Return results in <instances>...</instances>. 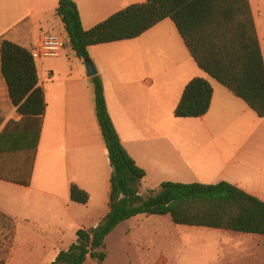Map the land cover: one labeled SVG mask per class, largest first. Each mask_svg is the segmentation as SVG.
<instances>
[{
    "label": "trees",
    "instance_id": "obj_1",
    "mask_svg": "<svg viewBox=\"0 0 264 264\" xmlns=\"http://www.w3.org/2000/svg\"><path fill=\"white\" fill-rule=\"evenodd\" d=\"M56 16L67 33L65 49L71 48L82 60L89 58L90 47L137 39L170 19L198 67L264 118V52L250 0H146L88 31L83 28L78 7L72 0H60ZM0 45L2 76L12 104L23 117L42 119L47 102L33 51L7 38ZM92 81L96 116L113 168L110 211L96 228L79 230L76 242L61 251L52 264H86L89 258L105 262L107 237L121 223L139 215L169 216L175 225L264 236V201L225 181L164 182L159 191L142 196L139 187L146 171L136 164L121 142L108 110L101 77L97 75ZM213 96L214 89L208 80L200 77L191 80L175 109V117L197 119L207 115ZM23 122H10L0 134V159L6 153L26 150L27 170L5 171L0 179L29 186L40 130L34 145L31 140L18 141L13 133ZM70 197L82 205L90 201L89 194L77 185H72Z\"/></svg>",
    "mask_w": 264,
    "mask_h": 264
},
{
    "label": "crops",
    "instance_id": "obj_2",
    "mask_svg": "<svg viewBox=\"0 0 264 264\" xmlns=\"http://www.w3.org/2000/svg\"><path fill=\"white\" fill-rule=\"evenodd\" d=\"M72 1L76 3L83 28L87 31L131 5L146 2V0ZM59 2L60 0H0V41L7 38L33 51L43 33L60 29L67 37L64 24L56 16ZM250 4L264 52V0H250ZM149 32L134 40L111 43L121 49H130L129 52L124 53V57H129L130 54L137 60L134 63L135 76L128 82L119 79L116 75H109L108 64L106 67L97 65L91 55V49L97 46L89 48V57L103 81L108 110L121 142L136 164L146 171V177L139 187L142 196H145L144 186H148L149 181L161 185L164 182L192 184L194 181L191 180L195 177L189 172L181 152L174 148L172 139L180 138L181 134L166 130L168 126L165 124L157 126L151 120L152 114L149 112L148 104L155 99L156 89L154 56L150 55V40L148 37L146 38ZM37 68L40 86L45 91L47 102L46 114L40 120L23 117L12 104L7 84L2 76L0 45V122H2L0 134L10 122L24 121L22 126H19L18 130L13 133V137L18 141L21 139L31 140L33 142L30 144L34 145V139L40 130L30 185L23 186L0 179V214L15 222L16 247L5 264H12L14 260L18 246L17 234L21 229L37 234H34L36 239L31 240L35 243L33 249L38 251V255L35 257L37 262L33 264H47L48 261V264H52L61 251L53 258L49 252L60 250L59 246L65 244L61 236L64 233L63 229L59 231L61 235L55 237L39 236V227L34 219L36 214L26 212L29 203L34 205L39 202L65 203L69 201L68 209L72 205H75L73 206L75 208L79 204L71 200L72 185H77L89 194L88 204L93 201V198L101 199L106 208L102 214L91 218V220H95L94 225L85 226L84 221L73 215L70 210L67 213L76 234L73 243L77 240L79 230L96 228L110 211L113 168L97 120L95 89L92 78L88 77L85 60L78 58L71 48H66L64 55L60 58L37 61ZM191 80L186 81L183 92ZM230 94L239 99L231 92ZM221 101L216 99V90L214 89L213 101L208 114L197 119L205 123L208 118L213 120L217 116L229 113L228 108H233L230 115L247 118L248 106L243 100L246 106L231 99L228 103ZM177 105L173 108L174 116ZM248 109L250 108L248 107ZM208 134L213 138L212 132H208ZM27 159L28 152L26 150L6 153L0 159V176H3L5 171H26ZM231 165L229 179L224 181L247 192L246 159L236 155ZM75 213L77 214V212ZM77 215L81 216V214ZM138 217L149 219L151 216L139 215ZM153 217L160 219L158 220V224H160L163 222L161 221L163 217L166 216L153 215ZM16 223L19 224L18 228Z\"/></svg>",
    "mask_w": 264,
    "mask_h": 264
},
{
    "label": "rangeland",
    "instance_id": "obj_3",
    "mask_svg": "<svg viewBox=\"0 0 264 264\" xmlns=\"http://www.w3.org/2000/svg\"><path fill=\"white\" fill-rule=\"evenodd\" d=\"M52 32L67 41L60 29ZM147 37L150 40V55L154 56L155 62V99L148 104L151 120L157 126L165 124L168 126L166 130L181 134L180 138H173L172 141L174 148L181 152L189 172L195 176L191 181L214 184L229 179L231 162L236 155H240L247 161V192L264 201V118L258 117L248 107L247 118L230 115L233 108H228L229 113L224 116L213 120L208 118L205 123L195 118H176L173 108L183 93L186 81L198 77L212 84L220 102L228 103L231 99L246 105L197 66L172 20H165ZM129 51L108 44L92 48L91 55L97 65H109V75L128 82L135 76L134 63L137 62L130 54L124 57V53ZM208 132L214 134L213 138ZM160 188L161 184L149 181L148 186H144V197L153 193L150 189L159 191ZM68 204L69 201L27 205L26 212L36 214L34 219L39 227V236L55 237L61 235L59 231L63 229L61 236L65 244L59 246L60 250L49 252L52 258L59 251L67 250L76 239L67 214L69 210L81 218L85 226H89L95 223L91 218L102 214L106 208L99 198L75 208L72 205L68 209ZM152 217L141 219L137 216L121 223L106 239V261L100 263L89 258L86 264H264V236L175 225L167 216L158 224L160 219ZM14 232V220L0 214V262L7 260L16 247ZM34 234L25 229L18 231L17 253L12 264L37 262L38 251L33 249L35 243L31 242L36 239Z\"/></svg>",
    "mask_w": 264,
    "mask_h": 264
},
{
    "label": "built area",
    "instance_id": "obj_4",
    "mask_svg": "<svg viewBox=\"0 0 264 264\" xmlns=\"http://www.w3.org/2000/svg\"><path fill=\"white\" fill-rule=\"evenodd\" d=\"M64 38L54 32L43 33L37 46L33 50V58L36 61L57 59L64 55Z\"/></svg>",
    "mask_w": 264,
    "mask_h": 264
},
{
    "label": "water",
    "instance_id": "obj_5",
    "mask_svg": "<svg viewBox=\"0 0 264 264\" xmlns=\"http://www.w3.org/2000/svg\"><path fill=\"white\" fill-rule=\"evenodd\" d=\"M88 77L93 78L98 75V70L90 58L85 59Z\"/></svg>",
    "mask_w": 264,
    "mask_h": 264
}]
</instances>
